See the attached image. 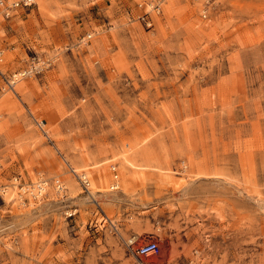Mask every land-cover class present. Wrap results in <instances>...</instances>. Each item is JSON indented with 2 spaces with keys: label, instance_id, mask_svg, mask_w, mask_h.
<instances>
[{
  "label": "rangeland",
  "instance_id": "obj_1",
  "mask_svg": "<svg viewBox=\"0 0 264 264\" xmlns=\"http://www.w3.org/2000/svg\"><path fill=\"white\" fill-rule=\"evenodd\" d=\"M2 12L0 264H264V0Z\"/></svg>",
  "mask_w": 264,
  "mask_h": 264
},
{
  "label": "built area",
  "instance_id": "obj_2",
  "mask_svg": "<svg viewBox=\"0 0 264 264\" xmlns=\"http://www.w3.org/2000/svg\"><path fill=\"white\" fill-rule=\"evenodd\" d=\"M34 4H35V0H17V1H12L10 3L8 2V0H0V7L3 8L2 15L4 17H8L9 11L13 10V9L15 10L19 6L29 7V6L34 5ZM89 38H90L89 34H87L84 37H81L80 38L81 45H83V46L88 45ZM0 59H1V52H0ZM35 69H36L35 66L32 65L29 70H23L22 72H19L18 74L21 76H24V75L34 71ZM12 77H14V75H12ZM12 82H13V79L12 80L6 79V84L11 89H13V85H12L13 83ZM159 250H160L159 245L154 240H147L146 242H143L142 244H140L136 248L130 249L132 254L136 257L138 264H146L144 262V259L158 255Z\"/></svg>",
  "mask_w": 264,
  "mask_h": 264
},
{
  "label": "bare ground",
  "instance_id": "obj_3",
  "mask_svg": "<svg viewBox=\"0 0 264 264\" xmlns=\"http://www.w3.org/2000/svg\"><path fill=\"white\" fill-rule=\"evenodd\" d=\"M37 1V0H36ZM14 77H17V75L16 74H14ZM12 83H15V81L13 80V82ZM131 165V164H130ZM114 169V168H113ZM83 175V174H82ZM115 176V175H114ZM116 177V176H115ZM81 178H83V180H85V181H87L88 179L85 177V176H82ZM39 182H40V184H39ZM35 183H37V186L36 187H38L39 189L37 190V191H34L35 190V188H33V190H32V192H31V194H32V196H34V197H37V198H39L40 196H41V194H42V192L45 190V182H44V180H40V181H37V182H35ZM116 185H114V187H115ZM113 187V188H114ZM61 188V186H57V187H55V189H56V191L58 192V189H60ZM14 195H12V193L10 192V191H7V194H5V199L7 200V201H11V200H13V197ZM13 197V198H12Z\"/></svg>",
  "mask_w": 264,
  "mask_h": 264
}]
</instances>
